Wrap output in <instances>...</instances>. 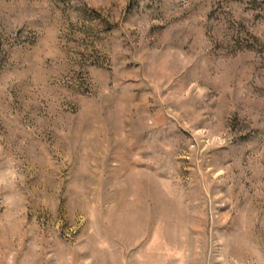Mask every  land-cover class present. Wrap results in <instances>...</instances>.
<instances>
[{"label": "rangeland", "instance_id": "374dc122", "mask_svg": "<svg viewBox=\"0 0 264 264\" xmlns=\"http://www.w3.org/2000/svg\"><path fill=\"white\" fill-rule=\"evenodd\" d=\"M0 264H264V0H0Z\"/></svg>", "mask_w": 264, "mask_h": 264}]
</instances>
